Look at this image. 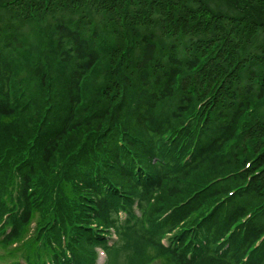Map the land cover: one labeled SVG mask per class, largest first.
Listing matches in <instances>:
<instances>
[{"label":"trees","instance_id":"obj_1","mask_svg":"<svg viewBox=\"0 0 264 264\" xmlns=\"http://www.w3.org/2000/svg\"><path fill=\"white\" fill-rule=\"evenodd\" d=\"M0 247L264 264V0H0Z\"/></svg>","mask_w":264,"mask_h":264},{"label":"rangeland","instance_id":"obj_2","mask_svg":"<svg viewBox=\"0 0 264 264\" xmlns=\"http://www.w3.org/2000/svg\"><path fill=\"white\" fill-rule=\"evenodd\" d=\"M112 239H114V237H112ZM100 248H98L97 250L99 251ZM105 255L103 253H101V260H100V263H98L99 261V257H98V260H97V264H109V261H110V257L108 260H105ZM158 262H152V264H157Z\"/></svg>","mask_w":264,"mask_h":264}]
</instances>
